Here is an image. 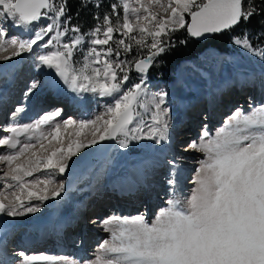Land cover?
Instances as JSON below:
<instances>
[{"label": "snow or ice", "instance_id": "obj_1", "mask_svg": "<svg viewBox=\"0 0 264 264\" xmlns=\"http://www.w3.org/2000/svg\"><path fill=\"white\" fill-rule=\"evenodd\" d=\"M258 14H264V6L255 0H115L85 33L70 24L67 0H0V52L13 49L0 59L34 54V46L48 49L36 56L38 68L54 69L73 92L110 98L94 118L57 122L63 111L57 108L0 136V148L10 150L0 154V264H264V103L248 112L237 108L214 138L185 149L206 153L186 202L169 200L151 223L142 215L113 218L117 227L111 240L93 260L28 257L23 250L9 253L7 248L9 218L38 213L44 202L59 197L65 185H57L52 174H64L82 149L106 140H118L124 149L133 140L170 142L168 93L149 98L145 76L158 57L174 49L176 32L205 38ZM42 21L47 23L35 30ZM5 23L32 34L9 37ZM235 43L264 59V49H254L246 35ZM144 50L147 54L141 55ZM77 54L80 67L75 66ZM133 68L142 74L137 83L130 81ZM41 87L34 81L25 96ZM43 87L55 89L58 81L52 78ZM141 109L150 115L149 122H143ZM21 111L18 105L16 112ZM68 128L77 138L90 129L93 138L73 139L64 147L62 129ZM168 163L176 167L175 159ZM38 172L48 175L27 179Z\"/></svg>", "mask_w": 264, "mask_h": 264}, {"label": "rangeland", "instance_id": "obj_2", "mask_svg": "<svg viewBox=\"0 0 264 264\" xmlns=\"http://www.w3.org/2000/svg\"><path fill=\"white\" fill-rule=\"evenodd\" d=\"M82 1H83V3H90L93 6H95L98 3V0H82ZM187 19H188V17L186 16V20ZM43 23H47V21H42L41 25H37L35 30H39V27L42 26ZM240 30H241V24L239 26L234 27L233 29H229V30H226L225 32L221 33L224 36H230V40L228 41V43H226L227 46L225 45V48H224V50L226 49L225 50L226 53H228V55L231 58L229 60L228 55L226 57H224V59L229 62L228 63L229 66L227 68H225L222 63L211 62L208 65H203L200 63V58L202 56L203 57L207 56L209 54L208 51L220 53L216 49H212L211 47L207 46L206 48H204L203 50L198 52L196 55L187 59L188 61H191V62L188 63L187 65H185L184 67H182V64L185 62H188L187 60L185 62L183 61L180 64V66H178L179 65L178 64L176 67V71L174 73L164 74V76H166L165 77L166 80L169 79V81H166L163 78H157V77L149 76V71L153 66L149 69L148 73L145 76V81H146V85H147L146 91L149 94V98L155 97V96H157V94H159L160 92H164V91H166L168 93V97H170V95L172 96V97H170V99L167 97L165 106L169 110L168 116H167V119H168V122L170 125L169 135L171 137H173L170 144L173 148H177V151H175V152L177 154L176 165L178 166V167L176 166L175 168H173L172 166H170V167L168 166V168L163 167V169L160 172L156 171V175L152 176L151 183L157 187L156 190H158V191L153 193V195H155V197H152V199L154 198L156 201L154 200L155 204L151 207V212L147 213L148 215H145L144 213H142V214H144V215H142L140 213L141 209L139 207H137V208L135 207L136 209L134 208L131 212H123L120 209L106 210V206L100 204V207H103V209L100 208L99 210H102V212H100V213H102L103 215L99 217L98 222L96 224H94L92 226H91V224L88 225L92 228L91 229L92 231H91V233L88 232V234L89 233L90 234L86 237V239L84 240V243L82 245V247L84 246V248H85V252L89 256L85 255V257H83V259H78V258L73 256L74 253L73 254L70 253V252H74V251L77 252V250H76L77 245H79V248H82L81 244H79L78 241L77 242H73V241L70 242V246H69L70 252L65 251L64 254H62V253L56 254V251L44 252V249L42 251H39L40 250L39 249V250H30V252L26 251L25 253L27 254V256H29V257H31V256H38V257L48 256V257H54V258L61 259V260L64 258H68L70 260H77V261L93 260L94 257L97 254H99L100 246L105 241L111 240V230H114L117 227L113 218H115V217L133 218V217H136L138 215H142L145 217V219L149 223H151L155 220L158 213L162 209H165L166 207H168V201L170 199L175 200V197H176V198H178V201H180L182 204L187 201V199L191 196V194H192V192L196 186L194 181H195V178L197 175V170L199 169L200 164L206 159V153H203V152H200L197 150H185V149H187L188 146L192 143L199 144L203 139L214 138L217 135V133L219 132V130L225 127L229 117L233 114V112L237 108H241L243 111L248 112V111H251L252 107H256V106H259L261 103H264V101L262 100V99H264V94H262L263 92H261V93L256 92V93H254L255 95L252 94L251 96H249L248 95L249 92L243 91V92L239 93L240 95H236L235 98L232 99V101H230V102L225 101L223 103L224 107L222 108V110H220V113L221 112L222 113L220 115L218 114L219 116L217 115V117H215V118H211L210 119L211 123L208 122L209 126L205 120L199 119V123H198V119H197L198 124L194 128V132L192 131L193 133L179 129V124L182 123L183 115H182L181 109H179L177 106H179L180 97L183 98V93H181V92L177 93L175 90H181V87H183V86L187 87L188 85L192 84L193 80L196 81L197 84L194 86L190 85V91H186V93L188 94V97L194 99L192 101H195L196 97L198 95L202 94L201 89H202L203 85H205V83L211 89V87H212L211 84H213L215 80H217L218 78L221 77L223 71L229 72L228 75H229V77H231L234 75L237 76L238 74L244 75V74L249 73L251 70L259 69V72L261 74L263 73V77H260L259 80H261L262 84H264V81H262V78L264 80V59L260 58L259 52H253V51L245 50L243 47H241L240 45L235 43V41L237 39H240L242 36L246 35V32L239 34ZM247 37L249 38V36H247ZM13 38H15V37L13 36ZM45 39H47V37ZM249 40H250L252 47L254 49H264V44L262 47H256L255 39L249 38ZM34 47H35V53L30 54L28 57H26L25 59H23L21 61L22 66H23L22 70H23V72L25 71V74L27 76L26 81L32 80L33 78L37 80L38 75H32L30 73V70L32 69L33 65L37 66L36 56L48 51V49L40 48L37 46H34ZM11 51H13V49H8L7 51L0 52V57L2 58L4 56H10L12 54ZM146 54H147L146 50H144V52L141 53V55H146ZM18 58L15 57V58H13L11 60H7V61H4L1 59L0 60V71H9L11 68L14 69V64L16 63V60ZM21 59H22V56H21ZM74 61H75V66L80 67L82 64V56L77 54L74 57ZM193 62H195V67L193 69H191L189 67L193 64ZM153 65H154V63H153ZM7 67H9V68H7ZM192 70H194L196 72V74H198L199 76L196 75L194 77ZM49 71L55 73L54 69H50ZM238 71H240V72H238ZM241 72H245V73L242 74ZM206 73L209 74L208 78L209 77L211 78L212 74H216L217 76L214 79H212V82H210V83L208 82V84H207V82H206L207 80L205 81V78H204V75ZM25 74H22V76L24 77ZM141 75L142 74L137 73L135 71V69L133 68L132 71L129 73L131 83L139 82ZM153 76H156V75H153ZM157 76H159V75H157ZM197 77H199V79ZM2 78L3 77H0V82L2 81ZM255 80H258V77ZM59 81L63 85V87H62L63 93H65L67 90H72L69 87V85L64 84L62 80H59ZM218 83L219 82H217V84H215V87L218 86ZM232 86H233V89L236 88L235 84L234 85L232 84ZM18 90H19V88H18ZM248 90H250V89H248ZM36 91H37V89H36ZM227 91H228V89H227ZM24 93H26L25 90H22L17 95L14 94L13 99H12V100L15 99L14 102H12V104L8 105L7 109L0 115V136L8 135L9 133L6 130L10 127H13L16 125L32 124L35 121L39 120L41 117H43L45 114L50 112L49 110H51V112H52V108L47 107V109H48L47 110V109H45V107L43 109L41 106H39V104H40V103H38L40 100L39 93L33 97V101L31 100V96L33 95L34 92L32 94L28 95L27 97L25 96ZM244 93H246V94H244ZM82 94L85 97V99H87V101H90V100L93 101L91 106H89L90 111L87 112L88 114L86 113L87 114L86 119L94 118L97 114H100L104 111L107 102L104 101L102 99V97L96 96L95 94H93L91 92H83ZM180 94H182V95H180ZM224 97H226V96H224ZM224 97H223V99H224ZM96 98L99 102L96 100ZM106 99L108 101L110 98H106ZM224 100H226V99H224ZM34 101H36V102H34ZM18 105L23 106V111L16 112V108ZM36 109H37V111H36ZM98 109L100 111L96 114ZM140 111H141V114L143 117V122H149L150 121V115L146 114L143 109H141ZM14 112H16V114H17L16 118L13 117ZM32 115L34 117H32ZM29 116H31V118ZM201 116L199 115L200 118H201ZM68 118H72V119L77 120V121L86 120L85 117L74 118L71 115L70 116L69 115L64 116V114H63V116L60 115L59 119L56 118V121L59 122L61 120L68 119ZM212 119H214L213 122H212ZM23 120H25V121H23ZM74 131L75 130L73 128H68L67 130L62 129L64 147H67L68 144L73 139H80V140H84L86 142V141L91 140L93 138L91 135L90 129L85 130V134L79 138L75 137ZM184 133H189L192 136L189 138H185V139H182V138L179 139L180 135H182ZM20 139L23 141L25 139V137L22 136V137H20ZM45 144L47 145V141H45ZM54 144H55V142H54ZM55 146L60 147L59 144H55ZM116 146H118L117 149H115ZM116 146L113 148V150L106 153V154H109V153H111V154H110L109 158H106L104 160L100 159V156L98 153V152H100L99 150H98V152H96L95 149L88 147V148L82 149L78 153L77 156L72 157L71 160L68 161L70 167H75L77 169L76 170L77 173L84 166V171L80 172V173H82V175L79 174L77 177L78 179L76 178L77 185H80L81 189L85 190L84 192L81 193L83 195L82 199L85 198V195L89 199L94 198V196H92L94 194H92V193H94L93 191H95V190H92L93 187L91 189V186H94V188H96V189H99V188L101 189L102 187L104 188V186H102V184H104V181L106 180L105 176L108 172H114L116 170H120V169H122V167L127 168L130 165H132L134 162H136L137 161L136 157H135L137 154L136 151L140 147H142V148L145 147V149L143 151L146 152L148 154V156H151V158H149L147 161L143 162V163H146V165H147L145 167L150 166L149 171L150 170L152 171V168L156 165L154 163L155 162L154 160H155V158L158 157V155H156V154L159 152L160 147H159V145H156L151 140H147V139L138 140V141L133 140L130 142L129 147L127 149L121 148L119 146V141H118ZM38 148H39V146H37V149ZM152 149L157 150L155 154H152V152H151ZM0 150H1L0 154L5 153L6 151H10L9 149H6V148H0ZM140 156H141V154H140ZM173 158H174V156H173ZM130 161H132V163H130ZM125 163H129V164H127V167H126ZM3 167H4V165L0 164V169H2ZM169 169H171V171H175L177 173V176L179 177L177 181L173 180L174 175H173V177H170L171 173L169 174ZM176 169L178 170V172L176 171ZM167 171H168L169 176L167 174ZM152 173H154V170L152 171ZM183 173H184V175H183L184 177L183 176L180 177V175H182ZM47 175H48L47 172H38L35 174V177H29L27 179H33L36 177H39L42 179ZM114 176H112L113 179L115 178ZM58 178H59V176H57V173L52 174V179L56 182L57 185L62 183L61 180L63 181V184H65L63 178H59V179ZM151 179H149V180H151ZM170 180H173L174 182H176V184L175 183H173L171 185L168 184V182ZM79 181H80V183H79ZM177 187H179L178 190H177ZM88 188H90V192H88L89 191ZM75 190H76V188L74 190H71V191H66V192L64 191L61 193V195L59 197H57V201H59V206L57 205L58 209H63V206H64L63 203H65L67 201L68 205H69L67 210H71L70 208L73 206L72 201L74 198L73 195L75 193L74 192ZM101 190H103V189H101ZM172 196H174V198H171ZM158 200H159V202H158ZM86 201L82 202L83 206H85ZM154 201H153V203H154ZM34 202L35 201H33V203ZM42 210L40 212H42ZM28 215H30V214L12 219L11 221L16 220V221L21 222V224H16L14 228L15 229H16V227L18 229L21 228L23 221L25 220V218ZM24 224H25V221H24ZM24 226H26V225H24ZM12 239H15V237ZM76 243H78V244H76ZM8 250L10 253L13 251H19L17 249L16 250L8 249ZM82 250H83V248H82ZM82 250H78L77 253H81V252L84 253V251H82ZM42 252H43V254H42ZM52 253H54L55 255ZM69 253H70V255H68ZM36 263L44 264V262L42 260H37Z\"/></svg>", "mask_w": 264, "mask_h": 264}, {"label": "bare ground", "instance_id": "obj_3", "mask_svg": "<svg viewBox=\"0 0 264 264\" xmlns=\"http://www.w3.org/2000/svg\"><path fill=\"white\" fill-rule=\"evenodd\" d=\"M8 29V36L10 37L11 36V33L12 32H14L13 31V29H11V28H7ZM212 49H214V48H212ZM12 52V51H11ZM218 52H220V51H218ZM208 55L207 56H202L201 58H200V63L201 64H203V65H208L209 63H211V62H215V63H222L223 64V66L225 67V68H227L229 65H228V61H226L225 59H224V57H226L227 55H228V53H226V51L225 52H220V53H215V52H212V51H208ZM21 56H22V59H21ZM21 56H19V58L16 60V63L14 64V69H12L11 70V72L12 71H16V69H17V67L19 68L18 69V71H17V75H16V80H18V79H23V76H22V74H25V71L23 72V70H22V63H21V61L23 60V59H25L26 57H28L29 56V54L28 53H24V54H22ZM1 58V57H0ZM228 58H229V60L231 59L230 58V56L228 55ZM1 60V59H0ZM186 61V60H185ZM184 61V62H185ZM188 61V60H187ZM191 61H188V62H185V63H183L182 64V67H184L185 65H187L188 63H190ZM182 63V62H181ZM180 63V64H181ZM180 64H179V66H180ZM20 65V66H19ZM195 67V62H193V64L189 67V68H191V69H193ZM179 68V67H178ZM42 70V72L43 73H47V74H49V75H52V76H55V73L54 72H50L49 70L50 69H47V68H43V69H41ZM193 71V76L195 77L196 75H198V74H196V72L194 71V70H192ZM34 74V73H33ZM229 74V72H226V71H223L222 72V75H221V77L220 78H218L217 80H215L214 81V83L213 84H211V89L209 88V86L208 85H206V83H205V85H203V87H202V89H201V92H202V94H200L199 95V97L201 96V95H206V91L208 90V91H210L211 93H216V94H223V97L224 96H226V95H229V96H232L233 98H235V93L236 92H238L239 90V93L240 92H243V91H246V90H248V89H252L251 91H252V94H254V92L256 93V92H259V93H261V92H263L262 94H264V84H262V82L260 83L259 82V78L260 77H263V73L261 74L260 72H259V69H256V70H251L249 73H247V74H244L243 75V78L241 79V80H239V82L241 83L240 85H239V87H238V89H237V87L235 88V89H232L231 90V92H230V90L228 89V91H227V89H224L222 86H221V84H220V87H219V85L217 86V87H215V84H217V82H219L220 83V81L222 82V81H226V80H228L229 82L231 81V79H229L228 77H227V75ZM35 75H37V74H35ZM240 74H238L237 76H239ZM199 76V75H198ZM208 76H209V74L208 73H206L205 75H204V78H205V81L207 82V84H208V82L210 83V82H212V79H214L217 75L216 74H212L211 75V78L209 77L208 78ZM241 76V75H240ZM239 76V77H240ZM27 77V76H26ZM258 77V80H255L256 78ZM198 79H199V77H197ZM34 79V78H33ZM262 81H264L263 80V78H262ZM33 83V82H32ZM197 84V82L196 81H194L193 80V82H192V84H190L191 86H194V85H196ZM235 83H233V85H234ZM190 85H188L187 87L186 86H183V87H181V90H175L177 93L178 92H181V93H183V98H181L180 97V99H179V106H177L179 109H181V111H182V109H183V106L184 105H186L187 103H188V105L189 106H192L194 103H195V101H192V100H194V99H192V98H190V97H188V94L186 93V91H190ZM254 85H255V87L256 88H254ZM0 86H3V85H1L0 84ZM14 86V85H13ZM12 86V87H13ZM30 87V86H29ZM29 87L26 89V92L28 91V89H29ZM17 87H13V91H12V93L10 94V95H8L7 96V94L6 95H1L3 98L2 99H0V101H1V106H0V115H1V113H2V111H4V110H6L7 109V107H8V105H10L12 102H14V100H12L13 99V96H14V94L15 95H17L18 94V89H16ZM183 88V89H182ZM258 88V89H257ZM63 89V88H62ZM37 90H39V89H37ZM234 90V91H233ZM180 95H182V94H180ZM6 96H7V99L5 100V98H6ZM170 97H172L171 95H170ZM170 97H168V98H170ZM223 97H221V101H220V103H218L217 105H214V106H216V108H214V111H216V109L217 108H219V111H218V113H216L215 115H213V116H211V117H209V120H208V122H210L211 123V121H210V119L211 118H215L218 114H220V110H222V101L224 100L223 99ZM197 98V97H196ZM104 101H106L107 102V99L106 98H102ZM87 100V99H86ZM56 102V101H55ZM93 103V101H87V103L85 104V107H87V112H89L90 111V108H89V106H91V104ZM39 106H41L42 108H44V107H47L48 106V100H41V102H40V104H39ZM38 106V107H39ZM48 108H52L51 106H48ZM52 110H53V108H52ZM100 110L98 109L97 110V112H96V114L99 112ZM85 112H82L80 115L82 116L83 114H84ZM67 114H72L71 113V111L70 110H67V111H65V113H64V115H67ZM88 114V113H87ZM16 115L17 114H15V116H13L14 118H16ZM80 115H78V114H76V115H72V117H74V118H77V117H79ZM95 115V114H94ZM184 116V115H183ZM201 116V115H200ZM30 117V116H29ZM32 117H34V116H32ZM91 117V116H90ZM198 117H199V115H198ZM202 117V116H201ZM28 118V117H27ZM56 118H60V116L59 117H56ZM200 118V117H199ZM201 119V118H200ZM23 121H25V120H23ZM214 121V119H212V122ZM182 122H183V120H182ZM192 123L193 124H196L197 123V119H195L194 121H192ZM179 124V123H178ZM181 124V123H180ZM186 127H183V129H185ZM191 132L192 131H194V128H192V130H190ZM170 136V135H169ZM192 135L191 134H189V133H184V134H182V135H180V137H179V139H185V138H189V137H191ZM170 138H171V140L173 139V137H171L170 136ZM171 140H170V142H171ZM170 142H163L161 145H159V152L156 154V155H158V157L157 158H155V166L152 168V171L154 170V173H152V171L150 170L149 171V169H150V166H148V167H145V166H147L146 165V163H143V164H141L142 166H141V171H143L144 173H146L147 174V176L149 177V179H151L150 178V176L151 175H153V176H155L156 175V171H158V172H160L162 169H163V167H166V168H168V166L170 167V166H172V165H170L169 163H168V161L169 160H172V158H173V156H174V158L173 159H175V161H177V159H176V157H177V154H176V152L175 151H177V148H173L172 146H171V144H170ZM117 143H118V141L116 140L115 141V143H114V145L110 148V149H108V150H105V151H103V152H101V153H99L98 152V150H99V143L98 144H96V145H93V146H91V147H89V148H93V149H95L96 150V152H98L99 153V156H100V159H106V158H109L110 157V154L111 153H109V154H106L107 152H109V151H111V150H113V148L117 145ZM118 148V146H116V148L115 149H117ZM0 153H1V150H0ZM79 162V161H78ZM135 165H138V163H133L132 165H130L129 167H127V168H125V167H123V169L120 171V170H116V171H114V172H108L107 174H106V179H110V178H112V176H114L115 174V178L117 177V176H119V174L120 173H122L123 171H124V173H127V172H129L131 169L130 168H132V166H135ZM153 165V164H152ZM177 166V165H176ZM82 167V166H81ZM173 167V166H172ZM171 167V168H172ZM178 167V166H177ZM76 168L75 167H70L64 174H57V176H59V178H63V180H64V185H65V189H68V188H66V185L70 182L71 183V185H73V183H75V186L77 185V181H76V176H78V174L80 173H77L76 172ZM176 171L178 172V170L176 169ZM175 171H171V169H169V174L171 175L170 177H173V175H174V181H177L178 180V176H177V173L175 172ZM182 173V172H181ZM180 173V174H181ZM169 174H168V176H169ZM184 175V173L182 174V175H180V177H182ZM169 177V178H170ZM184 177V176H183ZM58 178V179H59ZM57 179V180H58ZM78 179V178H77ZM171 179V178H170ZM79 183H80V181H79ZM175 184H176V182H174ZM89 184V183H88ZM90 187V186H89ZM92 187H93V189H92ZM104 188L105 189H108L106 186H104ZM91 189L92 190H95V191H93L94 193H97V195L99 196V199H100V202H104V192H103V190H101L100 188L99 189H96V188H94V186H91ZM114 189V188H113ZM179 189V187H177V190ZM88 192H90V188H88ZM85 190H82V189H80V191H79V193L81 194L82 192H84ZM178 192V191H177ZM93 194V193H92ZM95 198V197H94ZM139 199H140V196H138V197H135L133 200H131L130 201V205H131V209H133V208H135V207H137V204H138V202H139ZM177 198H175V200H176ZM82 201H81V206H82V209H84V210H87V206H91L92 207V205L93 206H95V208H98V204L96 203V202H94V203H90V204H88L89 202H91L90 201V199L88 198V197H86V195H85V198H83V199H81ZM87 200V201H86ZM155 199L153 198H151V201H150V203L148 202V211H147V213H150L151 212V207L155 204V201H154ZM84 201H86V204H85V206H83V204H82V202H84ZM153 201H154V203H153ZM152 202V203H151ZM34 203H38V202H34ZM76 203V202H75ZM47 204H50L51 205V207L52 208H54V211L56 212V216H57V218H58V223H61V226H63V228H67V227H70L71 225H72V223L71 222H69V218H70V212L72 211V209L71 210H67V208L69 207V205H68V202L66 201L65 203H63L64 204V206H63V209H58L57 208V205L59 206V201H57V198H55L54 200H49V201H46V202H44V204L41 206V208L43 209L42 210V212H38V213H34V214H32V216H30L29 218L31 219V222L32 223H35V221H40L42 224H46V223H48L49 222V220H50V216L47 214L48 213V211H46L45 210V206L47 205ZM62 204V205H63ZM78 206V205H77ZM144 208H145V205H144ZM48 210V209H47ZM45 211V212H44ZM144 211V210H143ZM39 213H42L41 215H39V216H36V215H38ZM142 213H144V212H142ZM100 216H102V214L100 215ZM92 219V222H91V225H94V224H96L97 222H98V219H93V217H91ZM10 219V221L12 220V218H9ZM90 220V221H91ZM13 227H15V225L16 224H21V222H19V221H16V220H14L13 222ZM93 223V224H92ZM23 224H24V222H23ZM26 225V224H25ZM87 225H85V227H86ZM26 227V226H25ZM92 229V228H91ZM91 229H90V227L89 226H87V231H86V233L83 235V240H85L86 239V237L91 233ZM88 232H90L89 234H88ZM13 238V237H12ZM77 238V236H71L70 238H69V241H74V240H77L76 239ZM61 239V238H60ZM9 241H10V239H9ZM61 241H62V239H61ZM60 245H62L63 243H59ZM69 245H70V242H67V244L64 246V250H63V252H68L69 251ZM42 246H45L44 248H46V251H48V244L47 245H40V246H34L32 249L33 250H38V249H41V247ZM47 246V247H46ZM83 248V250L82 251H84V253H76V254H74V256L75 257H79L80 259H83V257H85V255L86 256H89L86 252H85V248H84V246L82 247ZM9 251V250H8ZM52 252V251H51ZM56 252H57V250H56ZM10 253V252H9ZM86 253V254H85ZM29 257V256H28ZM32 257V256H31ZM36 257H38V256H36ZM95 258V257H94ZM35 264H38V263H36L35 262Z\"/></svg>", "mask_w": 264, "mask_h": 264}, {"label": "trees", "instance_id": "obj_4", "mask_svg": "<svg viewBox=\"0 0 264 264\" xmlns=\"http://www.w3.org/2000/svg\"><path fill=\"white\" fill-rule=\"evenodd\" d=\"M114 2V0H98L101 7L97 8L90 3H83L82 0H67L68 14L72 17L70 24L78 25L83 32L87 33L96 23L94 17L102 16L105 12H108L110 5ZM255 2L258 7L264 6L261 5V0H255ZM239 32V34L246 32L249 38L255 39L256 46L263 45L264 14L254 15L249 21L241 23V30ZM174 40V49L158 57L154 62L153 67L150 69L152 75L163 76L164 74L171 73L180 61L196 55L206 46L223 50L226 43L230 40V36L217 34L211 36L206 41L199 42L189 37L182 29L174 34ZM181 41H185V43H181Z\"/></svg>", "mask_w": 264, "mask_h": 264}, {"label": "water", "instance_id": "obj_5", "mask_svg": "<svg viewBox=\"0 0 264 264\" xmlns=\"http://www.w3.org/2000/svg\"><path fill=\"white\" fill-rule=\"evenodd\" d=\"M189 23H190V17H188V20H187ZM226 31V30H225ZM223 33V32H222ZM218 34H221V33H218ZM212 35H217V34H210V35H206L205 38H200V39H197V38H193L195 40H198V41H204L206 40L207 38H209L210 36ZM114 144V140H106V141H103L102 142V149L103 150H107L109 149L112 145Z\"/></svg>", "mask_w": 264, "mask_h": 264}]
</instances>
